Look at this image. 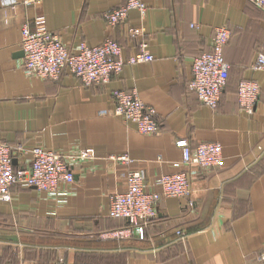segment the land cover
<instances>
[{"label": "crops", "instance_id": "0c3cea01", "mask_svg": "<svg viewBox=\"0 0 264 264\" xmlns=\"http://www.w3.org/2000/svg\"><path fill=\"white\" fill-rule=\"evenodd\" d=\"M126 1L0 0V140L87 158L72 167L65 202L19 186L10 203L0 202V264H264V66L251 68L264 53V12L247 0H144V16L129 10L124 22L109 25L104 13ZM38 16L71 49L111 38L124 58L145 43L154 59L124 65L100 85L68 71L58 80L28 76L21 27L34 29ZM218 26L231 31L223 51L229 75L210 109L189 81L193 57L209 50ZM243 80L260 87L251 113L237 98ZM131 89L154 109L156 134L110 114L112 91ZM177 139L192 147L219 142L222 163L196 174L188 198L162 197L157 216L131 235L126 221L109 216L110 197L125 190L128 170L159 191L156 180L182 168ZM125 153L130 164L108 158Z\"/></svg>", "mask_w": 264, "mask_h": 264}, {"label": "built area", "instance_id": "2783aa9c", "mask_svg": "<svg viewBox=\"0 0 264 264\" xmlns=\"http://www.w3.org/2000/svg\"><path fill=\"white\" fill-rule=\"evenodd\" d=\"M38 1L22 0V4L33 5ZM247 1L264 12V0ZM133 9L144 16V0H127L123 5L106 11L104 17L109 25L114 26L124 22L128 11ZM34 25V29H30L27 23L21 27V67L28 76L58 80L64 71H68L84 85H100L118 75L124 65L147 63L154 59L146 50L145 43L141 44L135 54L124 58L121 46L111 38L99 45L89 46L83 42L71 49L47 29L43 16L36 17ZM230 36L231 31L227 26L214 27L209 50L192 59L189 87L199 102L210 109L217 107L228 80L229 64L223 51ZM263 66L264 53L258 52L251 68L260 70ZM259 96L260 87L257 82H239L237 98L243 110L251 113ZM112 97L115 107L110 111L111 115L125 124H132L140 134L153 135L158 132L154 109L144 104L134 89L114 90ZM262 104L264 107V97ZM174 144L180 150L182 168L161 175L155 182L159 191L146 189V180L141 171L128 170L124 175L125 190L110 197L109 216L126 221L128 226L125 231L131 235L140 236L144 225L157 216L156 205L162 197L188 198L196 174L204 169L216 168L222 163V147L219 142H202L192 147L187 139H177ZM22 155L28 156V159L18 164ZM108 158L112 162L126 165L132 161L126 153ZM13 159H16V164L12 163ZM84 159L87 158L80 152L62 155L51 149L26 148L21 144L9 145L0 140V202L10 203L11 190L16 186L34 188L58 203L65 202L74 183L72 167ZM24 163L27 165L24 166ZM122 232L114 231L113 234L121 235ZM177 234L180 235V232ZM260 258L264 260V254Z\"/></svg>", "mask_w": 264, "mask_h": 264}, {"label": "water", "instance_id": "95a60500", "mask_svg": "<svg viewBox=\"0 0 264 264\" xmlns=\"http://www.w3.org/2000/svg\"><path fill=\"white\" fill-rule=\"evenodd\" d=\"M21 52H22V51H21ZM12 163L15 164V163H16V159H13V160H12Z\"/></svg>", "mask_w": 264, "mask_h": 264}, {"label": "trees", "instance_id": "16d2710c", "mask_svg": "<svg viewBox=\"0 0 264 264\" xmlns=\"http://www.w3.org/2000/svg\"><path fill=\"white\" fill-rule=\"evenodd\" d=\"M126 226H128V223L126 222Z\"/></svg>", "mask_w": 264, "mask_h": 264}, {"label": "rangeland", "instance_id": "374dc122", "mask_svg": "<svg viewBox=\"0 0 264 264\" xmlns=\"http://www.w3.org/2000/svg\"><path fill=\"white\" fill-rule=\"evenodd\" d=\"M261 261H264L263 259Z\"/></svg>", "mask_w": 264, "mask_h": 264}]
</instances>
